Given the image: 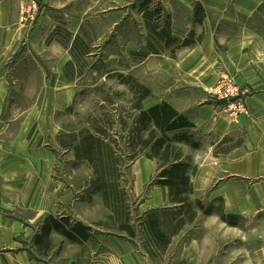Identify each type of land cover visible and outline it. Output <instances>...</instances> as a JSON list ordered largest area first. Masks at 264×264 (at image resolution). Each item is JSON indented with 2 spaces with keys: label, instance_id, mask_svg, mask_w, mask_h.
<instances>
[{
  "label": "rangeland",
  "instance_id": "rangeland-1",
  "mask_svg": "<svg viewBox=\"0 0 264 264\" xmlns=\"http://www.w3.org/2000/svg\"><path fill=\"white\" fill-rule=\"evenodd\" d=\"M1 1L4 4L8 2ZM142 1H12L10 22L7 23L3 13L0 15L1 144L7 147L5 141L12 140L21 123L33 119L36 113L43 118L44 110L29 109L34 102L49 100L57 104L59 97L68 99L67 95L74 93L72 104L66 109L50 110L51 130L40 147L56 155L55 175L66 182V189L71 187L69 190L74 193V199L85 202H81L83 208L75 210L74 215L91 221L106 217L95 224V229L99 230L105 224L112 234L121 232L131 239L135 246L134 254L143 257L144 264H264V204L249 207V213L243 217L224 213L222 202L216 199L211 202L205 200L199 207L196 202L188 201L187 193V204L190 206H176L171 202L168 190L155 184L160 163L148 159L141 145L137 143L132 147L128 140L139 109L146 110L159 100L168 98L169 91L173 89L182 91L187 85L201 88V81L207 79L201 69L207 68L210 63L209 59L204 61L197 51L187 52L190 46L196 47L200 39L205 38L197 27L200 24L198 20L201 18L202 21L205 16L204 12L193 14L197 24L194 23L195 28L186 35L191 43L188 47H182L179 43L166 47L160 42L156 51V35L150 28L156 29L167 20L171 36L182 41L173 36L172 25L183 29L184 15L180 6L169 0H152L146 9L142 8ZM193 2L197 7L198 2ZM156 9L161 11L159 17L153 14L147 24L146 14L154 13ZM7 24L10 30L5 29ZM10 38L14 40L13 45L8 44ZM150 43L155 44L154 51L148 48ZM174 62L177 63L175 67L172 66ZM41 66L47 69L46 79L39 77ZM118 75L129 78L130 82L123 83ZM176 75L181 82L176 80ZM44 80L45 86H41ZM134 85L149 91V96L142 102L136 99L139 90L134 89ZM197 88L192 94L184 92L178 96L195 102L207 97L209 102L219 106L221 119H233L244 112V98L249 92L241 91L229 75L221 76L204 93ZM97 128L105 132L101 137L121 161L118 163V177L112 180L123 200L122 204L113 203L114 207H122L118 212L104 204L101 193L91 190L96 180L92 166L75 158V147L82 135L96 133ZM143 135L146 138L147 133ZM20 140L15 145L9 144L8 148L24 153L25 141ZM193 141L198 145L203 141L206 146L210 143L209 139H202L199 133L194 134ZM225 141L216 146L213 152L217 149L229 152L232 147ZM175 148L180 151L181 159L190 165L189 179L193 167L198 168L211 161L206 157H196L195 151H192L196 148H187L182 144H175ZM10 159L11 167L5 169L1 184L10 182L14 193L9 196L15 206L7 210L5 206L1 213L29 225L33 214L20 204L18 195L24 191L19 175L28 171L27 158ZM8 160L1 159L0 166L3 167ZM148 160L153 163L156 172L146 184L137 188L135 172L139 168H146ZM9 170L11 174L8 175ZM222 178L231 182L241 179L226 174ZM255 181L248 179L249 183ZM216 182L217 179L208 193L216 187ZM160 195L166 197L162 204H159ZM101 204L104 205L100 207ZM204 209H211L212 214L206 215ZM71 213L73 215V211ZM219 213L234 215L236 218L232 220L235 225L227 224ZM57 215L67 217L63 212ZM150 216L159 220L160 231L168 240L166 247L159 243L149 227ZM123 223L128 224L134 236L120 230ZM38 228L35 234L40 233V225ZM21 238L18 241L23 240ZM150 242H154L156 248H152ZM186 243L192 245L189 250L180 249L179 246ZM32 246L35 247L34 243ZM49 246L47 254L35 247L31 253L33 258L45 259L49 264H62V257L66 256L60 252V238L50 237Z\"/></svg>",
  "mask_w": 264,
  "mask_h": 264
},
{
  "label": "crops",
  "instance_id": "crops-1",
  "mask_svg": "<svg viewBox=\"0 0 264 264\" xmlns=\"http://www.w3.org/2000/svg\"><path fill=\"white\" fill-rule=\"evenodd\" d=\"M12 1L8 0L4 4L0 0V15L2 13L3 16L5 15L7 23L10 22L12 14ZM169 1L182 9L184 27L178 29L172 25V33L174 37L183 40L194 27L193 14L196 3L193 0ZM195 2H198V13H201L200 8L205 13L202 21L200 18L197 22L200 23L197 27L205 38L200 39L196 47L190 46L187 52L196 53L197 51L204 61L210 60L208 67L201 69L207 79L201 81V88L187 85L188 87L182 91L174 89L169 91L170 96L159 100L156 105L167 103L194 125L191 130L193 134L199 133L202 139L205 137L210 140L207 146L201 141L198 148L192 150L195 151L196 157H206L211 161L191 169L187 192L188 201H198L203 204L205 200L211 202L216 199L222 202L224 213L245 217L246 213H249V207L264 204V11L261 9L264 0H195ZM16 8H18L17 5ZM5 29L10 30L8 24ZM8 44L13 45L14 40L10 38ZM176 65V62L172 64L174 67ZM38 74L39 77L46 79L47 69L41 66ZM223 75L234 78L241 91L249 92V95L244 98V112L233 119H221L219 106L209 102L207 97L201 102H195L196 100H183L178 96L179 93L184 92L192 94L194 88L204 93ZM175 78L179 80V76L176 75ZM45 83L44 80L41 86H45ZM73 94L67 95L68 99L58 96L60 99L57 100V104L49 100L34 102L29 109L31 111L44 110L41 115L43 118L36 113V117L21 123L14 138L5 141L7 147L1 144L2 138L0 137V160L9 158L3 167L0 166V264H49L45 259L33 258L31 253L34 252L36 246H32V241L43 221L50 216L59 219L60 214H57L62 212L72 221L80 222L92 229L89 239L78 242H72L55 232L50 234L51 238L56 236L60 238V252H64L66 256L62 257V264L145 263L143 257L134 254L135 246L132 240L121 232L112 234L109 232V226L105 224L101 226L102 228L100 227L101 229H95V224L106 217L94 219L92 221L95 223L92 224L91 220L74 215L75 210L83 208L81 202L83 204L85 202L74 199V193L72 194V190H69L71 187L68 186L66 189V182L55 175L56 155L40 148L44 137L51 130L50 110L63 111L66 109L72 104ZM1 114L0 92V136ZM19 139L25 141L24 149H22L24 153L21 150L9 149V144L15 145ZM224 139L232 149L229 152H220L217 149L214 153L215 147L219 146ZM38 144H41L40 149L37 148ZM185 146L193 149L188 145ZM11 157H26L27 160H25L29 165L28 171L19 175L20 182H22L21 189L24 191L18 193L20 204L33 214L29 225L1 213L5 206H7L6 210L15 206L9 196L10 193H14L10 182H6L4 178L6 184H1L5 169L8 170L11 167ZM152 164L148 160L146 168L136 170L137 188L146 184L154 174L155 169ZM9 174H11L10 170ZM225 174L238 176L241 179L233 182L223 181L222 176ZM216 179V187L208 193L211 184ZM248 179L256 181L249 183ZM26 188H29L27 193H25ZM94 198L99 199L97 196ZM164 199L166 197L160 195L159 204H162ZM103 205L101 204L100 207ZM19 237L23 240L18 241ZM190 246L192 245L186 243L179 247L186 251Z\"/></svg>",
  "mask_w": 264,
  "mask_h": 264
},
{
  "label": "trees",
  "instance_id": "trees-1",
  "mask_svg": "<svg viewBox=\"0 0 264 264\" xmlns=\"http://www.w3.org/2000/svg\"><path fill=\"white\" fill-rule=\"evenodd\" d=\"M152 0H143L142 8L146 9ZM264 11V4L261 6ZM196 7L195 12H198ZM200 12L201 8H200ZM161 11L156 9L155 12H148L146 22L150 21L153 14L156 17ZM148 24V22H147ZM149 26V25H148ZM150 28V27H149ZM159 28V29H158ZM150 30L156 35V51L160 45L169 46L170 44H180L182 47H187L191 43L189 39L179 41L173 38L170 34L169 24L167 20L160 27H151ZM150 43L148 48L154 51L155 44ZM123 83H129L130 79L118 75ZM134 89L139 90L137 101L142 102L149 96V91L145 88L134 85ZM194 125L182 114L178 113L167 103H160L146 110L138 111V115L134 119V128L132 135L128 136V140L132 147L137 143L146 150L145 156L151 160H157L160 164L157 169L155 184L163 189H167L171 202L181 208L190 206L187 204V192L189 186L188 171L190 165L188 162L181 159V153L175 148V144L188 145L192 148H197L198 144L193 141V132L191 131ZM105 132L97 128L96 133H87L82 135L80 143L75 147V158L89 163L96 175V180L93 181L91 190L93 193H101L104 204L108 205L113 211L122 209V207H114L113 203L122 204L123 200L114 187V181L118 177V163L121 162L111 146L101 137ZM147 133V136L143 135ZM70 137V136H69ZM71 138V137H70ZM117 174V176H116ZM196 205L202 207L200 202ZM180 208V209H181ZM206 215L212 214V210L204 209ZM220 218L229 225H235L232 219L234 215L224 216L219 213ZM120 230H126L131 236L134 232L128 224L123 223ZM149 227L153 231L156 239L163 247L168 245V240L160 231V223L157 217L149 218ZM55 232L72 242L85 241L91 237L92 229L86 227L80 222L72 221L69 218L48 217L40 226V233H36L33 237V243L38 250L47 252L50 244V234Z\"/></svg>",
  "mask_w": 264,
  "mask_h": 264
},
{
  "label": "built area",
  "instance_id": "built-area-1",
  "mask_svg": "<svg viewBox=\"0 0 264 264\" xmlns=\"http://www.w3.org/2000/svg\"><path fill=\"white\" fill-rule=\"evenodd\" d=\"M152 248H156V245L154 242H150Z\"/></svg>",
  "mask_w": 264,
  "mask_h": 264
}]
</instances>
